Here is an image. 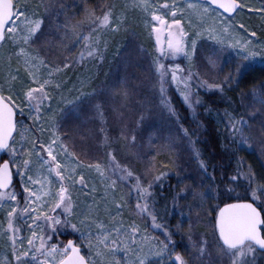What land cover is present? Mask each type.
Segmentation results:
<instances>
[{"label": "rangeland", "instance_id": "obj_1", "mask_svg": "<svg viewBox=\"0 0 264 264\" xmlns=\"http://www.w3.org/2000/svg\"><path fill=\"white\" fill-rule=\"evenodd\" d=\"M11 1L0 264H58L68 240L88 264H264L251 244L221 245L212 179L184 128L201 94L264 69V0H235L232 17L206 0ZM239 102L235 140L264 168V81ZM242 178L264 215V177Z\"/></svg>", "mask_w": 264, "mask_h": 264}, {"label": "trees", "instance_id": "obj_2", "mask_svg": "<svg viewBox=\"0 0 264 264\" xmlns=\"http://www.w3.org/2000/svg\"><path fill=\"white\" fill-rule=\"evenodd\" d=\"M65 2L67 3V0ZM74 10L79 9L73 7L71 12ZM262 81H264V69L256 68L248 70L237 83L235 90L225 91L223 96L215 93L201 94L196 123H190L191 121L188 120L187 125L184 124L193 149L198 154L206 174L212 179L211 189L216 195L214 207L209 211L212 218L217 208L225 204L254 200L253 196L242 187L241 181L246 167L254 171L260 181L264 177V168L257 156L253 152L240 149L235 136L241 110L239 97L249 87ZM226 122L233 128L232 142L226 136L224 127ZM172 185L173 183L170 184L171 188ZM158 201L164 200L158 198ZM253 204L262 212L260 206ZM262 233L264 236L263 230Z\"/></svg>", "mask_w": 264, "mask_h": 264}, {"label": "water", "instance_id": "obj_3", "mask_svg": "<svg viewBox=\"0 0 264 264\" xmlns=\"http://www.w3.org/2000/svg\"><path fill=\"white\" fill-rule=\"evenodd\" d=\"M215 10L226 17H232L240 5L235 0H206ZM13 18L11 0H0V45L4 41L5 31ZM16 112L0 94V157L10 146L16 132ZM14 183L10 163H0V192L8 191ZM262 212L251 202H232L223 205L217 211L215 228L221 245L227 250H236L246 244L253 245L264 253ZM64 249L68 251L58 264H88L81 250L72 240H68Z\"/></svg>", "mask_w": 264, "mask_h": 264}]
</instances>
